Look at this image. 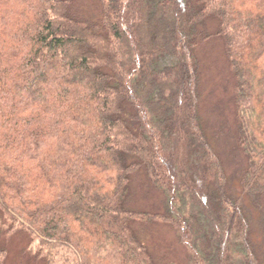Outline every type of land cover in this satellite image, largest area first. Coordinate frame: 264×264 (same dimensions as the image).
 I'll return each instance as SVG.
<instances>
[{
    "label": "trees",
    "instance_id": "16d2710c",
    "mask_svg": "<svg viewBox=\"0 0 264 264\" xmlns=\"http://www.w3.org/2000/svg\"><path fill=\"white\" fill-rule=\"evenodd\" d=\"M98 3L0 0V264L20 231L36 263L155 264L135 222L170 225L190 264H263L244 199L264 200V0ZM210 39L234 83L240 196L200 115ZM139 173L163 213L127 207Z\"/></svg>",
    "mask_w": 264,
    "mask_h": 264
},
{
    "label": "rangeland",
    "instance_id": "374dc122",
    "mask_svg": "<svg viewBox=\"0 0 264 264\" xmlns=\"http://www.w3.org/2000/svg\"><path fill=\"white\" fill-rule=\"evenodd\" d=\"M73 4L75 12L79 15H99L98 0H73ZM210 27L214 28V24ZM198 55L201 62L202 123L223 160L229 193L232 196H240V179L246 166L236 138L233 79L219 40L210 39L203 43L198 49ZM169 63V60H165L161 64ZM244 203L257 254L264 264V200L250 201L245 198ZM127 207L133 211L163 213L167 209V203L165 197L152 186L144 173H139L131 180ZM132 227L140 241L148 248L155 264H190L188 252L170 225L162 222H135ZM2 241L7 248L5 264H41L36 263L31 256L28 237L22 231Z\"/></svg>",
    "mask_w": 264,
    "mask_h": 264
}]
</instances>
